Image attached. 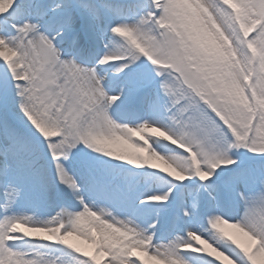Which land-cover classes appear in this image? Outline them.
<instances>
[{"label": "snow or ice", "instance_id": "obj_1", "mask_svg": "<svg viewBox=\"0 0 264 264\" xmlns=\"http://www.w3.org/2000/svg\"><path fill=\"white\" fill-rule=\"evenodd\" d=\"M149 262L264 264V0H0V264Z\"/></svg>", "mask_w": 264, "mask_h": 264}, {"label": "rangeland", "instance_id": "obj_2", "mask_svg": "<svg viewBox=\"0 0 264 264\" xmlns=\"http://www.w3.org/2000/svg\"><path fill=\"white\" fill-rule=\"evenodd\" d=\"M77 242L81 243V246L84 247L85 249H87L89 252H93L94 251V248H92V246L89 243L81 242V241H77ZM105 259H107V257ZM145 259H147V258L145 257ZM149 264H151V262H149Z\"/></svg>", "mask_w": 264, "mask_h": 264}]
</instances>
